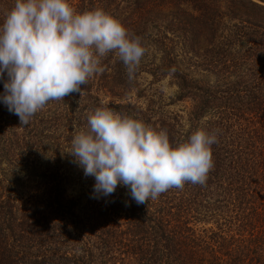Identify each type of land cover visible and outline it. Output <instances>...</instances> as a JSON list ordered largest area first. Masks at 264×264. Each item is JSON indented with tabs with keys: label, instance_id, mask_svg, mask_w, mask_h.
I'll return each mask as SVG.
<instances>
[{
	"label": "trees",
	"instance_id": "16d2710c",
	"mask_svg": "<svg viewBox=\"0 0 264 264\" xmlns=\"http://www.w3.org/2000/svg\"><path fill=\"white\" fill-rule=\"evenodd\" d=\"M14 3L0 0V25ZM69 3L102 9L146 51L131 81L109 52L103 73L27 125L0 101V264H264V0ZM166 76L175 85L167 100L154 84ZM105 96L172 143L216 133L206 183L141 205L122 185L94 198V177L69 151Z\"/></svg>",
	"mask_w": 264,
	"mask_h": 264
},
{
	"label": "clouds",
	"instance_id": "9594fccd",
	"mask_svg": "<svg viewBox=\"0 0 264 264\" xmlns=\"http://www.w3.org/2000/svg\"><path fill=\"white\" fill-rule=\"evenodd\" d=\"M113 51L133 80L146 49L111 15L99 8L78 12L69 0H15L0 25V101L27 125L50 101L79 94L105 71L101 58ZM217 142L216 133L197 129L172 143L167 130L100 106L73 135L69 153L94 177V198L122 185L141 205L185 183L204 185Z\"/></svg>",
	"mask_w": 264,
	"mask_h": 264
},
{
	"label": "rangeland",
	"instance_id": "374dc122",
	"mask_svg": "<svg viewBox=\"0 0 264 264\" xmlns=\"http://www.w3.org/2000/svg\"><path fill=\"white\" fill-rule=\"evenodd\" d=\"M150 78V76L144 72H140L139 74V81L141 82V85H145V82ZM156 86V89H157V94L159 95H162V97L167 100L168 99V96H172L174 91H175V85L174 83L171 82V80H169V77H163L161 78L159 81H156L154 83ZM127 95H130V99H132L134 96L132 94V92H129L127 93ZM133 96V97H132ZM110 97L109 96H105L103 98V104L104 106L107 105V101ZM138 100H141V98H139ZM184 104L183 101H176V102H173L169 105H167V108H170V109H177V108H180L182 107V105ZM17 173L18 174H23V171L22 170H17Z\"/></svg>",
	"mask_w": 264,
	"mask_h": 264
}]
</instances>
